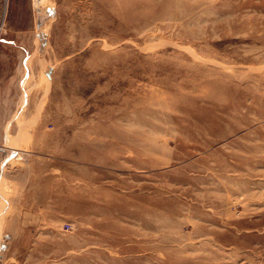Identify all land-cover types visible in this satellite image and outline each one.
<instances>
[{
    "label": "rangeland",
    "instance_id": "374dc122",
    "mask_svg": "<svg viewBox=\"0 0 264 264\" xmlns=\"http://www.w3.org/2000/svg\"><path fill=\"white\" fill-rule=\"evenodd\" d=\"M16 129L64 141L75 203L1 193L0 264H264V0H0Z\"/></svg>",
    "mask_w": 264,
    "mask_h": 264
},
{
    "label": "crops",
    "instance_id": "0c3cea01",
    "mask_svg": "<svg viewBox=\"0 0 264 264\" xmlns=\"http://www.w3.org/2000/svg\"><path fill=\"white\" fill-rule=\"evenodd\" d=\"M26 116L28 114L24 115L23 120ZM10 136L16 137V141L9 144L7 141L5 143L0 141V197L1 193L8 196L6 200L8 216H64V206L61 204L54 203L51 209H48L50 194H59L62 197L61 200H64L63 195L66 192V196L69 197L66 202L75 203V169L72 173V184L66 190L64 183L54 185L52 184L55 182L53 176L49 177L51 169L64 170V156L70 154L68 149L65 150L64 141L56 140L54 143H48L47 131L41 130L16 129L14 135ZM71 155L73 162L75 161L74 141H72ZM49 210L53 213L48 214Z\"/></svg>",
    "mask_w": 264,
    "mask_h": 264
}]
</instances>
